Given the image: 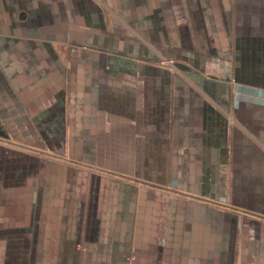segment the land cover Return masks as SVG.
Segmentation results:
<instances>
[{"label": "crops", "instance_id": "obj_1", "mask_svg": "<svg viewBox=\"0 0 264 264\" xmlns=\"http://www.w3.org/2000/svg\"><path fill=\"white\" fill-rule=\"evenodd\" d=\"M0 264H264V0H0Z\"/></svg>", "mask_w": 264, "mask_h": 264}]
</instances>
